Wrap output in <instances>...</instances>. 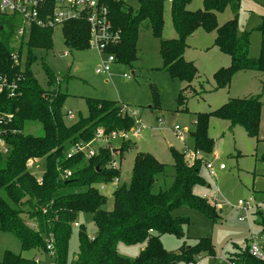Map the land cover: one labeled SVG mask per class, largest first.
Masks as SVG:
<instances>
[{
    "label": "trees",
    "instance_id": "trees-1",
    "mask_svg": "<svg viewBox=\"0 0 264 264\" xmlns=\"http://www.w3.org/2000/svg\"><path fill=\"white\" fill-rule=\"evenodd\" d=\"M125 1L109 4L112 24L120 31L121 38L108 52L114 55L115 62L131 64L137 57L139 29L149 28L152 36L159 40L162 69L184 85V90L177 96L178 108H183L185 102L183 91L195 92L190 86L197 71L192 62L184 59V53L187 39L199 28L215 33L214 46L230 62L214 74L215 90L227 88L236 73H264V42L259 57L252 59L249 56V34L240 33L236 24L238 0H204L203 10L199 12L187 11L189 0H172L170 15L177 38L167 41L161 39L163 6L167 0H136L138 9L135 12ZM226 7L231 8L234 18L219 27L215 14ZM14 29L11 19L0 18V73L22 70L24 76L20 98L6 102V109L15 115L10 129L16 133L6 134L10 149L6 156H0V232L16 238L22 252L38 254H47L46 240L50 237L54 264H195L196 256L211 254L210 242L205 238L195 247L182 246L175 252L166 251L160 242L165 234L183 236L181 228L187 224V219L174 215L181 207H191L211 219L217 218L214 206L196 193L197 188L205 186L200 176L201 160L189 162L185 154L171 149L175 171L173 183L169 189L155 193L153 187L157 176L164 174L165 166L150 154L136 153L129 185L115 189L113 208L104 211L105 197L96 187L119 178L120 168L114 170L110 164L113 160L120 164L123 153L132 146L130 139L122 141L118 149L100 147L90 159L83 155L67 159L66 155L72 146L89 143L98 128H103L106 135L112 131L125 132L131 128L132 120L119 115L121 107L115 101L86 99V116H79L76 122L67 125L62 109L68 95L60 90V78L42 64L47 85L52 88L47 92L38 85L31 71L36 58L33 51L53 46V30L32 28L26 43L20 41L17 49L18 54L24 52L26 55L23 67L13 68L10 58L16 50L13 48L16 43ZM61 31L66 47L77 51L88 49L89 29L84 21L67 22ZM260 33L263 38L264 17ZM261 107L258 95L229 99L215 111L195 114L191 133L193 149L204 157L212 153L214 142L207 133L212 118L227 122L230 130L239 126L248 137H256ZM184 111L186 109H181ZM29 123L39 125L41 135L26 133ZM29 160L34 163L43 161L40 167L36 164L43 170L40 172L41 185L32 170L26 169ZM58 169L69 170L71 177L62 181ZM82 214L91 215L96 232L90 238L82 225L77 227L78 250L70 259V235ZM254 215L264 234L261 212ZM119 243L143 245V249L137 258L128 259L118 254ZM227 261L229 264H264V244L257 256L250 254L249 245L243 249L233 246ZM0 264L40 263L35 262V258L5 251Z\"/></svg>",
    "mask_w": 264,
    "mask_h": 264
},
{
    "label": "rangeland",
    "instance_id": "rangeland-1",
    "mask_svg": "<svg viewBox=\"0 0 264 264\" xmlns=\"http://www.w3.org/2000/svg\"><path fill=\"white\" fill-rule=\"evenodd\" d=\"M203 2L204 0H189L187 11H202ZM125 4L131 6L134 12L138 9L136 0H126ZM170 9V3L165 2L161 37L164 41L177 38ZM215 17L220 27L232 20L234 15L231 8L226 7L221 13H216ZM263 17L264 0L237 1V28L240 33L249 34V56L252 59H257L260 55L263 41L260 27ZM214 38V32L199 28L186 42L189 49L185 53V59L193 63L197 74L190 86L195 92L183 91V108H178L176 100L179 92L184 90V85L162 69L159 40L152 36L149 28L139 29L136 60L129 65L119 62L111 64L108 76L95 73L105 58L99 57L91 49L77 51L66 47L61 27L53 31L52 47L33 51L36 58L31 67L38 85L44 91L51 92L52 88L47 85L42 70L43 63L60 78V90L68 95L62 109L67 125L76 122L79 116H86V99L115 101L120 107L137 112L141 131L130 139L129 144L132 146L128 152L123 153L120 164L116 160L120 168L118 185L109 184L101 191L105 197L102 207L104 211L112 210V194L115 189L129 185L136 153L150 154L165 166L164 174L157 176L153 187L155 193L165 191L171 187L175 175L171 149L184 154L194 148L191 138L194 115L215 111L229 99H246L260 95L262 107L256 137H248L239 126L230 130L225 121L214 118L209 121L207 133L213 139L214 146L212 153L205 154V157L207 162H212L214 175L210 176L204 166L200 165V176L205 186L197 188L196 193L205 196L211 206L215 205L214 198L222 205L220 210L213 208L217 218L211 219L191 207H181L174 215L187 219V224L181 228L183 236L165 234L160 238L162 247L168 252L178 251L182 246L195 247L201 239H207L211 254L196 256L195 264H229L227 257L233 252V246L243 249L254 243L260 250L264 244V234L257 223L258 218L254 215L255 212H261L264 220V73H236L227 88L215 90L213 76L219 69L229 65V59L214 46ZM63 53L68 56L62 57ZM25 57L26 55L23 58ZM181 109H186V112H181ZM67 112L72 114V119L66 117ZM176 131L182 132L184 138H179ZM25 132L34 136L42 133L41 127L36 123H29ZM121 142L115 140L109 145L118 149ZM42 163L40 160L35 164L40 167ZM219 165H223V171L218 170ZM39 167L31 171L26 166V169L35 175L43 172ZM253 197L257 207L248 213V222L242 221L244 213L232 207L239 201H248ZM260 203L262 204L258 206ZM76 223L85 228L88 237H93L96 230L91 215H79ZM142 249L143 245H117L118 254L128 259L137 258ZM77 250L78 229L73 228L69 239L70 259L76 255ZM5 251L28 259H38L40 264H54V259L47 254L22 252L16 238L0 232V262Z\"/></svg>",
    "mask_w": 264,
    "mask_h": 264
},
{
    "label": "built area",
    "instance_id": "built-area-1",
    "mask_svg": "<svg viewBox=\"0 0 264 264\" xmlns=\"http://www.w3.org/2000/svg\"><path fill=\"white\" fill-rule=\"evenodd\" d=\"M121 0H0V18L11 19L15 26L14 40L16 43L13 48L16 49L11 54V62L14 66L23 67L25 53L18 54L19 42L26 43L32 28L52 29L61 27L72 21H84L89 29L88 49L94 50L99 57H104L105 60L100 62L96 68L97 75L108 76L110 72V65L115 63V57L108 52L111 46L116 45L120 41V31L117 30L111 21L110 2H119ZM125 1V0H122ZM171 3L172 0H167ZM264 42V37H263ZM18 43V44H17ZM67 53H63L62 57H67ZM12 70V68H11ZM124 78H126L124 76ZM24 80L22 70L19 73H0V156L4 157L8 154L10 144L7 141L6 134H14L16 130H11L10 126L13 124L15 115L13 112L6 109V102L20 98L22 95L21 84ZM119 115L128 117L132 120V126L128 131H112L108 135L105 134L103 128H98L93 136V139L87 144H77L72 146L67 152L66 158L71 159L75 155H83L85 159H90L97 154L100 147L108 146L111 141L119 140L126 141L141 131L138 114L134 110L127 107H121ZM66 117L72 119V114L67 112ZM179 138L183 139L182 132L176 131ZM96 144V145H95ZM111 148V147H110ZM185 159L189 162L201 160V164L210 176L214 175V167L212 162L208 160L199 151L192 150L191 152H184ZM27 168L37 170V165L29 160ZM114 170L119 169V164L116 160L110 164ZM218 170H224L223 165H219ZM59 177L62 181L68 180L71 177L69 170L58 169ZM36 178L38 185L42 184L40 174L33 175ZM120 177V176H119ZM119 178L114 179L110 184L118 185ZM109 184H102L97 186L100 194L104 188ZM206 199L205 196H203ZM207 200V199H206ZM214 207L220 210L221 204L217 203L216 198ZM264 204V201L262 202ZM260 203L258 206H260ZM257 207V202L253 198L248 201H239L236 206L232 208L241 210L244 213V218L248 222V213ZM79 225L74 223V228ZM47 255L53 258L54 248L50 237L46 240ZM249 252L251 255H258L259 248L254 243L249 244ZM35 262L40 263L38 259ZM194 264V263H189Z\"/></svg>",
    "mask_w": 264,
    "mask_h": 264
},
{
    "label": "crops",
    "instance_id": "crops-1",
    "mask_svg": "<svg viewBox=\"0 0 264 264\" xmlns=\"http://www.w3.org/2000/svg\"><path fill=\"white\" fill-rule=\"evenodd\" d=\"M190 38H192V36L190 37ZM190 38H188V39H190ZM187 39V40H188ZM187 42V41H186ZM189 49V46L187 45V48H186V50H185V53H186V51ZM185 53H184V59H185ZM186 60V59H185ZM187 61V60H186ZM230 63V62H229ZM220 171H223V170H220Z\"/></svg>",
    "mask_w": 264,
    "mask_h": 264
},
{
    "label": "water",
    "instance_id": "water-1",
    "mask_svg": "<svg viewBox=\"0 0 264 264\" xmlns=\"http://www.w3.org/2000/svg\"><path fill=\"white\" fill-rule=\"evenodd\" d=\"M209 188V187H208Z\"/></svg>",
    "mask_w": 264,
    "mask_h": 264
}]
</instances>
